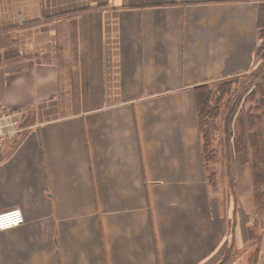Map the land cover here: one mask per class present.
I'll return each mask as SVG.
<instances>
[{
  "label": "crops",
  "instance_id": "0c3cea01",
  "mask_svg": "<svg viewBox=\"0 0 264 264\" xmlns=\"http://www.w3.org/2000/svg\"><path fill=\"white\" fill-rule=\"evenodd\" d=\"M258 1L0 0V264H264V184L230 144L211 190L190 151L192 88L259 64Z\"/></svg>",
  "mask_w": 264,
  "mask_h": 264
},
{
  "label": "trees",
  "instance_id": "16d2710c",
  "mask_svg": "<svg viewBox=\"0 0 264 264\" xmlns=\"http://www.w3.org/2000/svg\"><path fill=\"white\" fill-rule=\"evenodd\" d=\"M256 27L259 44L255 50V57L259 60L256 70L251 73L262 80V66L264 65V0H259ZM232 78L212 83H204L192 88V106L194 121L200 135V159L206 170L207 163L216 160V139H219L226 149L232 145L239 160L250 166L253 185L257 189L264 184V115L257 113L264 109L263 84L253 86L247 90L245 97H234ZM254 88V90H252ZM258 93V98L254 96ZM244 98L251 102L248 106L240 104ZM247 107V108H246ZM257 109V110H256ZM216 119L220 120L219 125ZM215 173L206 175L214 178ZM209 177V178H208ZM214 186V181H212ZM211 186V187H212Z\"/></svg>",
  "mask_w": 264,
  "mask_h": 264
},
{
  "label": "rangeland",
  "instance_id": "374dc122",
  "mask_svg": "<svg viewBox=\"0 0 264 264\" xmlns=\"http://www.w3.org/2000/svg\"><path fill=\"white\" fill-rule=\"evenodd\" d=\"M256 76H253L252 74H249V75H244V76H239V77H235V78H232L234 84L232 85L233 89H234V97H237L239 96L240 98L241 97H245V94L247 92V86L248 84L250 83V81L252 79H255ZM260 80V79H259ZM240 104H244V106H248V104H250V102H246L244 100V98H242V100L240 101ZM191 116H192V110H191ZM218 119H216L217 121ZM219 122V123H218ZM217 123L219 125H221L220 123V120L217 121ZM185 128V127H184ZM186 132L188 133H193V135H195V128H194V125L192 126V128L190 127H187L185 128ZM199 142H200V139H198V135L196 133V141H195V147L194 145L192 147H190V151H193L196 150L197 154H198V157H199V154H200V145H199ZM215 149L217 152L216 153V160L214 162H211V163H207V166H206V175L208 176L211 172H214L215 175H214V178H209L208 180V186L211 188L212 186V181H214V186H212L211 190L215 189L216 185H218V163L217 161L220 160V161H224L225 159V154H224V148L223 146L221 145V142H219V139H216V145H215ZM228 150H230V146L228 147ZM223 191L222 193H224V187L222 188ZM213 192V191H212ZM221 192V191H220ZM224 264H230V262H225Z\"/></svg>",
  "mask_w": 264,
  "mask_h": 264
},
{
  "label": "built area",
  "instance_id": "2783aa9c",
  "mask_svg": "<svg viewBox=\"0 0 264 264\" xmlns=\"http://www.w3.org/2000/svg\"><path fill=\"white\" fill-rule=\"evenodd\" d=\"M21 130L20 123L12 112L0 113V140L12 138ZM24 223V216L19 208L0 212V231L18 227Z\"/></svg>",
  "mask_w": 264,
  "mask_h": 264
}]
</instances>
